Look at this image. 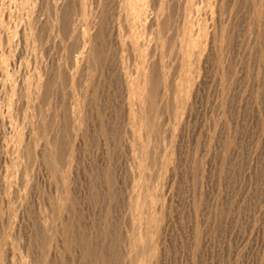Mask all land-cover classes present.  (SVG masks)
Instances as JSON below:
<instances>
[{
	"label": "rangeland",
	"instance_id": "obj_1",
	"mask_svg": "<svg viewBox=\"0 0 264 264\" xmlns=\"http://www.w3.org/2000/svg\"><path fill=\"white\" fill-rule=\"evenodd\" d=\"M32 1H0L26 35L0 76V264H264V0Z\"/></svg>",
	"mask_w": 264,
	"mask_h": 264
},
{
	"label": "bare ground",
	"instance_id": "obj_2",
	"mask_svg": "<svg viewBox=\"0 0 264 264\" xmlns=\"http://www.w3.org/2000/svg\"><path fill=\"white\" fill-rule=\"evenodd\" d=\"M0 1H2V0H0ZM6 1H7V0H3V2L1 3V6H3V4L6 3ZM8 1H9V0H8ZM29 1H30V0H29ZM31 1H32V0H31ZM36 1H37V0H36ZM44 1H45V0H44ZM51 1H52V0H51ZM81 1H82V0H81ZM89 1H90V0H89ZM94 1H95V0H94ZM109 1H110V0H109ZM117 1H118V0H117ZM117 1H116V3H117ZM145 1H147V0H145ZM148 1H149V0H148ZM150 1H151V0H150ZM157 1H158V0H157ZM170 1H171V0H170ZM181 1H182V0H181ZM181 1H180V2H181ZM196 1H197V0H196ZM206 1H207V0H206ZM12 2H13V1H12ZM19 2H21V1H19ZM32 2H33V1H32ZM54 2H55V0H54ZM77 2H78V1H77ZM85 2H86V1H85ZM95 2H96V1H95ZM119 2H122V3H121L122 6H123V3H125L124 6H125L126 8H128L129 11H130V13H131L133 16H135L136 18H138V19L141 18V16H142V18H143V16H144V18H146V16H149V15L151 14V13H150L151 11H149L150 14L147 15L145 6H142V4L139 3V2H140L139 0H120ZM119 2H118V3H119ZM180 2H179V3H180ZM24 3H26V0H22V3H20V4H21V5H24ZM30 3H31V2H30ZM81 3H82V2H81ZM97 3H98V2H97ZM153 3H154V2H153ZM157 3H158V2H157ZM157 3H156V4H157ZM159 3H160V2H159ZM179 3H178V4H179ZM184 3H185V1L183 2L182 5H184ZM193 3H195L194 0H186V4H185V5H186L187 8H189L188 11H190V10L193 8V7H192L193 5L196 6V5L193 4ZM196 3H197V2H196ZM90 4H91V3H90ZM90 4H88V2H87V6H88V5L90 6ZM112 4H113V3H112ZM145 4H146V3H145ZM154 4H155V3H154ZM156 4H155V6H156ZM36 5H37V3H36ZM55 5H56V4H55ZM57 5H58V4H57ZM60 5H61V3H60ZM79 5L81 6L82 4H78V6H79ZM95 5H96V4H95ZM150 5H151V3H150ZM150 5H149V8H148V9L151 8ZM1 6H0V74H1L0 76H1V78H3V82H2V83L5 84V83H7L6 81H7V79H8V77H7V74H8V73L6 74V71H5L6 69L4 70V68L2 69V67H3L4 65H6L8 62H7V63H6V62L3 63V61H4V59H5V57L3 58V54H4V46H5L6 44H7V46H11V45H10V42H11V41H14L13 37H14V34H16V33L20 32L22 36H26V35L24 34L25 31H24L23 29H20V30H19V29H15V30H14V28H13V29H12V28L10 29V28L6 25V22H7V21H5V20L7 19V18H6V17H7V14L5 15L6 10H5V12H4V9L2 10V8H3L5 5H4L3 7H1ZM96 6H98V5H96ZM96 6H94V7L96 8ZM117 6H118V5H117ZM122 6H120V7H122ZM134 6H135V9L132 11V8H133ZM147 6H148V5H146V7H147ZM160 6H161V5H160ZM167 6H168V5H167ZM178 6H179V5H178ZM22 7H23V6H22ZM31 7H32V6H31ZM81 7H83V6H81ZM24 8H25V7H23V9H24ZM43 8H44V7H43ZM54 8H57V7L54 6ZM86 8H88V7H86ZM86 8H85V9H86ZM95 8H94V10H92V11H93L92 14L95 13V10H96ZM122 8H123V11H124V10H125L124 7H122ZM122 8H121V9H122ZM155 8H157V6H156ZM161 8H162V7H161ZM183 8H184V7L182 6L181 11H183ZM28 9H29V7H28ZM33 9H34V8H33ZM33 9H32V10H33ZM58 9H59V7H58ZM83 9H84V8H83ZM89 9H90V7L88 8V10H89ZM151 9H153V8H151ZM194 9H195V8H194ZM25 10H26V8H25ZM25 10H24V11H25ZM32 10H30V11H32ZM51 10H52V9H51ZM59 10H60V9H59ZM59 10H58V11H59ZM118 10H119V9H117V11H118ZM53 11H54V10H53ZM66 11H67V10H66ZM84 11L86 12V10H84ZM84 11H83V12H84ZM113 11H114V10H113ZM125 11H126V10H125ZM129 11H127V12H129ZM147 11H148V10H147ZM156 11H157V10H156ZM159 11H160V10H159ZM181 11H180V12H181ZM27 12H28V11H27ZM38 12H39V11H38ZM49 12H50V11H49ZM75 12H76V11H75ZM153 12H154V11H153ZM153 12H152V13H153ZM160 12H161V11H160ZM185 12H187L186 9H185L184 13H185ZM6 13H7V12H6ZM24 13H26V12H24ZM28 13H29V12H28ZM35 13H36V12H35ZM57 13H58V12H57ZM65 13H66V12H65ZM89 13H90V12H88L87 14L90 15ZM120 13H121V10H120ZM120 13H119V14H120ZM130 13H129V14H130ZM155 13H156V12H155ZM158 13H159V12H158ZM29 14H30V13H29ZM29 14H28V15H29ZM54 14H55V13H54ZM58 14H59V13H58ZM61 14H62V13H61ZM84 14H85V13H83V15H84ZM103 14H104V13H103ZM123 14L126 15L124 12H123ZM123 14H122V15H123ZM153 14H154V13H153ZM156 14H157V13H156ZM161 14H163V13H161ZM161 14H160V16H161ZM185 14H186V13H185ZM30 15H31V14H30ZM55 15H57V14H55ZM120 15H121V14H120ZM120 15H118V18H119ZM124 15H123V18H122V16H120V18H122V20L124 19ZM157 15H158V14H157ZM157 15H155V16L157 17ZM186 15H188V12H187ZM186 15H185V17H186ZM10 16H11V15H10ZM25 16L27 17V14H26ZM57 16H58V15H57ZM79 16H80V14H79ZM93 16H94V15H93ZM93 16H92V17H93ZM150 16H151V15H150ZM155 16H154V18H155ZM197 16H198V15H197ZM32 17H33V16H31V18H32ZM90 17H91V16H90ZM112 17H113V16H112ZM125 17L128 18V19H127V20H128L127 22L130 21L129 18H131V20H132V17H130V16L127 17V15H126ZM181 17H182V16H181ZM8 18H10V17L8 16ZM37 18H38V17H37ZM74 18H75V17H74ZM76 18L78 19V17H76ZM186 18H189V16L186 17ZM25 19H26V20H27V19L31 20L29 16H28V18H25ZM33 19H34V18H33ZM33 19L31 20L32 22L34 21ZM79 19H81V18L79 17ZM79 19H78V20H79ZM93 19H95V18H93ZM133 19H135V18L133 17ZM155 19H156V18H155ZM157 19H158V18H157ZM160 19H161V18H160ZM183 19H184V18L182 17L181 20H183ZM23 20H24V19H23ZM49 20H50V19H49ZM51 20H52V19H51ZM65 20H66V19H65ZM68 20H69V19H68ZM142 20H143V19H142ZM144 20L146 21L147 19H144ZM144 20L141 21V19H140L139 21H141V22L143 23ZM149 20H150V18H148V21H149ZM163 20H164V19H163ZM39 21H40V20H39ZM39 21L37 20L36 22L38 23ZM43 21H44V20H43ZM58 21H59V20L57 19V22H58ZM61 21H62V20H61ZM86 21H87V19H86ZM88 21H89V20H88ZM99 21H100V20H99ZM124 21H125V19H124ZM124 21H121V22L123 23ZM139 21H138V23H139ZM150 21H153V20H152V16H151V20H150ZM150 21H149V22H150ZM155 21H156V20H154V23H155ZM186 21H187V19H186ZM188 21H190V20H188ZM57 22H56V23H57ZM78 22H79V21H78ZM84 22H85V21H82L81 23L83 24ZM119 22H120V21H119ZM125 22H126V21H125ZM125 22H124V23H125ZM136 22H137V21H136ZM136 22H135L134 26L136 25ZM149 22H148V23H149ZM184 22H185V21H184ZM7 23H8V22H7ZM28 23H29V22H28ZM28 23H26V24H28ZM53 23H55V22L53 21ZM93 23H94V21H93ZM122 23H120V25H122ZM144 23H147V22H144ZM144 23H143V24H144ZM154 23L151 22V24H153V26H154ZM174 23H175V22H174ZM186 23L188 24V22H186ZM186 23H185V24H186ZM9 24H10V23H9ZM30 24H31V22H30ZM57 24H60V23H57ZM88 24L90 25V21H89ZM129 24H130V22H129ZM129 24H128V25H129ZM151 24H150V25H151ZM176 24H177V23H176ZM182 24H183V23H181V25H182ZM51 25H52V23H51ZM51 25H50L49 27H51ZM72 25H73V24H72ZM85 25H86V24H85ZM85 25H84V26H85ZM118 25H119V24H118ZM125 25H126V24H125ZM128 25H127V26H128ZM137 25H138V24H137ZM139 25H140V24H139ZM139 25H138V27H140L142 24H141L140 26H139ZM144 25H145V24H144ZM146 25H148V24H146ZM146 25H145V26H146ZM157 25H158V23H157ZM33 26H34V25H33ZM33 26H31V27H33ZM76 26H77V25H76ZM122 26H123V25H122ZM129 26H130V25H129ZM129 26H128V28L130 29ZM148 26H149V25H148ZM15 27H16V26H15ZM18 27H20V26L18 25ZM52 27H53V28L55 27L54 24H53ZM73 27H74V26H73ZM86 27H87V26H86ZM86 27H84V28H86ZM108 27H109V26H108ZM119 27H120V26H119ZM138 27H136L137 30H139V29L141 28V27H140V28L138 29ZM157 27H158V26H157ZM185 27H186V26H185ZM187 27H188V26H187ZM21 28H22V26H21ZM29 28H30V25H29ZM35 28H36V27H35ZM35 28H33V29L31 28V29H32V30H35ZM87 28H88V27H87ZM87 28H86V29H87ZM112 28H113V27H112ZM117 28H118V27H117ZM121 28H122V27H121ZM126 28H127V27H126ZM142 28H143V27H142ZM150 28H152V25H151ZM158 28H159V27H158ZM25 29H26V28H25ZM40 29H41V28H40ZM49 29H50V28H49ZM51 29H52V28H51ZM75 29H76V28H75ZM82 29H83V28H82ZM124 29H125V28H124ZM132 29H135V28H132ZM181 29H183V28H181ZM185 29H186V28H185ZM61 30H62V29H61ZM67 30H68V29H67ZM76 30H77V29H76ZM89 30H90V29H89ZM122 30H123V29H122ZM141 30H142V29H141ZM141 30H140V31H141ZM147 30H148V29H147ZM147 30H145V31H147ZM153 30H154V29H153ZM155 30H156V28H155ZM179 30H180V29H179ZM187 30H188V28H187ZM39 31H40V30H39ZM41 31H42V30H41ZM51 31H52V30H51ZM79 31H80V30H79ZM81 31H82V30H81ZM87 31H88V30H87ZM130 31H131V30H130ZM150 31H151V29H150ZM150 31H149V33H151ZM158 31H159V30H158ZM30 32H31V31H30ZM57 32H58V31H57ZM82 32H83V31H82ZM82 32H80V34H81ZM89 32H90V31H89ZM89 32H88V34L90 35ZM159 32H160V31H159ZM183 32H185V31H183ZM190 32H191V31H190ZM262 32H263V31H262ZM26 33L28 34V30H27ZM33 33H34V32H33ZM35 33H36V32H35ZM37 33H38V31H37ZM37 33H36V34H37ZM39 33H40V32H39ZM42 33H43V32H42ZM46 33H48V31H47ZM50 33H51V32H50ZM123 33H125V32L123 31ZM137 33H138V32H137ZM137 33H135V36H137V35H136ZM140 33H141V32H140ZM155 33L157 34L156 31H155ZM250 33H251V32H250ZM60 34H61V33H60ZM71 34H72V33H71ZM85 34H86V33H85ZM125 34H126V33H125ZM130 34H131V33H130ZM159 34L161 35V33H159ZM29 35H31V33H29ZM62 35H63V33H62ZM81 35H82V34H81ZM86 35H87V34H86ZM89 35H88V36H89ZM143 35H144V34H143ZM157 35H158V34H157ZM185 35H186V34H185ZM185 35H184V37H185ZM188 35H190V34H188ZM22 36H21V37H22ZM46 36H47V35H46ZM48 36H49V34H48ZM64 36H65V35H64ZM84 36H85V35H84ZM128 36H130V35L128 34ZM149 36H150V35H149ZM182 36H183V34H182ZM29 37H30V36H29ZM29 37H27V38H29ZM86 37H87V36H85V38H86ZM137 37H138V36H137ZM39 38H40V36H39ZM81 38H82V37H81ZM130 38H133L132 35L130 36ZM139 38H140V37H139ZM157 38H158V37H157ZM186 38H187V37H186ZM127 39H128V37H127ZM159 39H160V38H159ZM159 39H158V40H159ZM29 40H30V39H29ZM33 40H34V37H33ZM46 40H47V38H46ZM75 40H76V39H75ZM78 40H79V39H78ZM80 40H81V39H80ZM80 40H79V41H80ZM83 40H84V39H83ZM86 40H87V43H88V42H89L88 40H90V39H89V38H88V39L86 38ZM130 40H131V39H130ZM132 40H133V39H132ZM140 40H141V39H140ZM190 40H191V39H190ZM25 41H26V40H25ZM35 41H36V40H35ZM41 41H42V40H41ZM41 41H39V42H41ZM47 41H48V40H47ZM127 41H128V40H127ZM127 41H126V42H127ZM159 41H160V40H159ZM36 42H37V41H36ZM83 42H84V41H83ZM85 42H86V41H85ZM85 42H84V44H85ZM138 42H139V40H138ZM156 42H157V41H156ZM187 42H188V41H187ZM191 42H192V41H191ZM12 43L15 44V41L12 42ZM12 43H11V44H12ZM123 43H124V42H123ZM129 43H131V42L129 41ZM129 43H128V44H129ZM132 43H133V42H132ZM136 43H137V42H136ZM182 43H183V42H181V45H182ZM185 43H186V42H185ZM188 43H189V42H188ZM188 43H187V44H188ZM14 44H13V45H14ZM76 44H77V43H76ZM148 44H149V43H148ZM155 44H156V43H155ZM175 44H176V43H175ZM126 45H127V44H126ZM130 45H131V44H130ZM83 46H84V45H83ZM187 46H188V45H187ZM187 46H186V47H187ZM194 46H195V45H194ZM84 47H85V46H84ZM103 47H104V46H103ZM138 47L141 48L142 46H141V45L139 46V45L137 44V46L135 47V49L138 50V49H139ZM148 47H150V46H148ZM175 47H176V46H175ZM188 47H189V46H188ZM188 47H187V48H188ZM10 48H11V47H10ZM12 48H13V46H12ZM29 48H30V47H29ZM151 48H152V46H151ZM104 49H105V48H104ZM181 49H183L182 46H181ZM11 50H12V49H11ZM11 50L9 49V51H11ZM69 50H70V49H69ZM133 50H134V49H133ZM136 50H135V51H136ZM140 50H141V49H140ZM152 50H153V49H152ZM186 50H188V49H186ZM190 50H191V49H190ZM190 50H188V51L190 52ZM6 51H8V50H6ZM146 51H147V50H146ZM178 51H179V50H178ZM181 51H182V50H181ZM183 51H184V50H183ZM183 51H182V53L179 52V54H180V55L183 54V53H184ZM191 51H192V50H191ZM196 51H197V50H196ZM83 52H84V51H83ZM139 52H140V51H139ZM142 52H144V51H142ZM142 52H141V53H142ZM192 52H193V51H192ZM210 52H211V51H210ZM5 53H6V52H5ZM7 53H8V52H7ZM10 53H11V52H10ZM132 53L134 54V52H132ZM146 53H147V52H146ZM198 53H199V52H198ZM13 54H14V53H13ZM19 54H20V53H19ZM136 54H137V51H136ZM142 54H143V53H142ZM177 54H178V53H177ZM179 54H178V55H179ZM193 54H194V53H193ZM193 54H192V56H193ZM199 54H200V53H199ZM199 54H198V55H199ZM4 55L6 56V54H4ZM9 55H11V54H9ZM138 55H139V53H138ZM138 55H137V56H138ZM178 55H176V56H178ZM194 55H195V54H194ZM41 56H42V55H41ZM199 56H200V55H199ZM7 57H8V56H7ZM7 57H6V59H7ZM13 57H16V55H13ZM13 57H12V58H13ZM17 57H18V56H17ZM183 57H184V56H183ZM186 57H187V56H186ZM186 57H185V58H186ZM196 57H197V56H196ZM76 58H77V57L74 58V59H75L74 61L77 60ZM179 58H180V60H182V57H179ZM6 59H5V60H6ZM19 59H20V58H19ZM145 59H146V58H145ZM183 59H184V58H183ZM8 60H9V59H8ZM11 60H12V59H11ZM15 60H16V59H14V61H15ZM153 61H154V60H153ZM160 61H161V60H160ZM9 62H10V61H9ZM11 62H12V61H11ZM11 62H10V64H11ZM76 62H77V61H76ZM76 62H75V63H76ZM183 62H184V61L182 60V63H183ZM5 63H6V64H5ZM13 63H14V62H12V64H13ZM72 63H73V62H72ZM14 64H15V63H14ZM7 65H9V64H7ZM81 65H82V64H81ZM147 65H148V64H147ZM161 65H162V64H161ZM11 66H12V65H11ZM163 66H164V65H163ZM182 66H183V64H182ZM182 66L180 67V69L182 68V69L184 70V68H183ZM5 67H7V66H5ZM12 67H13V66H12ZM12 67H7V68H9V69H7V71H9ZM146 67H147V66H146ZM158 67H159V65H158ZM158 67H157V69H158ZM162 68H165V66L162 67ZM162 68H161V69H162ZM58 69H59V68H58ZM145 69H146V68H145ZM15 70H16V69H15ZM72 70H73V69H72ZM104 70H105V69H104ZM158 70H159V69H158ZM80 71H81V70H80ZM147 71H148V70H147ZM160 71H161V70H160ZM143 72H144V70H143ZM163 72H164V71H163ZM179 72H180V71H179ZM182 72H183V71H182ZM182 72H181V73H182ZM196 72H197V71H196ZM198 72H199V71H198ZM164 73H165V72H164ZM141 74H143V73H141ZM162 74H163V73H162ZM8 75H10V72H9ZM71 75H72V74H71ZM122 76H123V75H122ZM166 76H167V75H166ZM181 76H183V74H182V75L180 74V78H178V82H179V80L182 78ZM144 77H145V76H144ZM150 77H151V76H150ZM1 78H0V79H1ZM35 78H36V77H35ZM69 78H70V77H69ZM145 78H146V77H145ZM161 78H162V77H161ZM163 78H164V77H163ZM165 78H166V77H165ZM193 78H194V77H193ZM196 78H197V77H196ZM142 79H143V78H142ZM182 79H183V78H182ZM41 80H42V79H41ZM145 80H146V79H145ZM161 80H162V79H161ZM165 80H166V79H165ZM184 80H185V79H184ZM28 81H29V80H28ZM123 81H124V80H123ZM126 81H127V80H126ZM10 82H11V81L9 80V83H10ZM124 82H125V81H124ZM141 82H143V80H141ZM160 82H162V81H160ZM164 82H166V81H164ZM181 82H182V80H181ZM0 83H1V82H0ZM2 83H1V84H2ZM144 83H145V82H144ZM174 83H176V82H174ZM1 84H0V85H1ZM38 84H40V83H38ZM161 84H162V83H161ZM163 84H164V83H163ZM181 84H182V83H181ZM10 85H11V84H10ZM4 86H5V85H4ZM8 86H9V85H8ZM8 86H7V90H8V93H10V92L12 91V88L10 87V88L8 89ZM11 86H12V85H11ZM39 86H40V85H39ZM141 86H142V85H141ZM141 86H140L139 88H141ZM178 86H179V84H178ZM137 87H138V86H137ZM144 87H145V85H144ZM162 88H163V87H162ZM191 88H192V87H191ZM5 89H6V88H5ZM19 89H20V88H19ZM141 89H142V88H141ZM176 89H177V87H176ZM9 90H11V91L9 92ZM178 90H180L179 87H178ZM178 90H177V91H178ZM181 90H182V89H181ZM1 91H2V90H1ZM3 92H4V91H3ZM6 92H7V91H6ZM138 92H139V91L137 90V93H138ZM139 93H140V92H139ZM143 93H146V91H144ZM36 94H37V93H36ZM78 94H79V93H78ZM9 95H10V94H9ZM146 95H147V93H146ZM26 96H28V95H26ZM141 96H142V95H141ZM144 96H145V95H143V97H144ZM135 98H136V97H135ZM142 99L145 100V98H142ZM133 106H134V105H133ZM133 109H134V108H133ZM159 109H160V108H159ZM136 111H137V110H136ZM139 111H140V110H139ZM2 113H3V112H2ZM159 114H160V113H159ZM1 115H2V114H1ZM2 118H3V117H2ZM0 120H3V119H0ZM3 121H5V120H3ZM3 121H2V123H0V124H3ZM135 121H136V120H135ZM143 121H144V120H143ZM165 121H166V120H165ZM0 122H1V121H0ZM135 123H136V122H135ZM146 123H147V122H146ZM103 124H104V123H103ZM131 124H132V123H131ZM144 124H145V122H144ZM146 126H147V125H146ZM146 126H145V127H146ZM141 128H142V127H141ZM147 128H148V127H147ZM170 128H171V127H170ZM147 130H148V129H147ZM3 145H4V144H3ZM163 146H164V145H163ZM147 147H148V146H147ZM161 148H162V147H161ZM141 152H142V151H141ZM145 157H146V155H145ZM154 158H155V157H154ZM147 159H148V158H147ZM143 162H144V161H143ZM143 162H142V163H143ZM147 163H148V162H147ZM168 168H169V167H168ZM162 172H163V171H162ZM164 174H165V173H164ZM22 177H23V176H22ZM167 191H168V190H167ZM166 196H167V195H166ZM55 203H56V202H55ZM48 211H49V210H48ZM42 228H43V227H42ZM59 233H60V232H59ZM159 237H160V236H159ZM85 260H86V259H85ZM74 261H75V260H74Z\"/></svg>",
	"mask_w": 264,
	"mask_h": 264
}]
</instances>
